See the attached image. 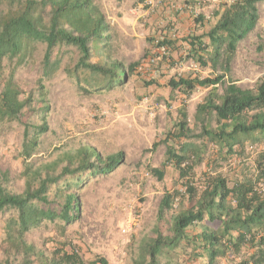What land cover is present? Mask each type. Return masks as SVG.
Masks as SVG:
<instances>
[{
    "label": "trees",
    "instance_id": "1",
    "mask_svg": "<svg viewBox=\"0 0 264 264\" xmlns=\"http://www.w3.org/2000/svg\"><path fill=\"white\" fill-rule=\"evenodd\" d=\"M214 1L219 7L214 12L216 23L210 29L204 31L206 20L199 15L191 18L192 30L188 29L182 37L177 36L175 25L169 22L161 39L153 40L154 48L163 53L156 57L169 67L176 64L173 54L182 50L184 58L194 61L200 68L211 69L213 75L221 68L223 73L209 78L199 74L181 75L167 82L171 98L180 94L188 99L198 88L207 89L208 94L197 106L199 134L190 129L187 107L182 103L179 118L165 139L153 145V150L161 144L167 148L161 169H151L153 176L162 181L166 169L173 167L182 189L164 194L158 209L155 236L142 244L132 264H179L182 252H191L195 259H202L206 264H216L219 258L237 256L242 249H249L251 253L237 264H264V189L258 188L264 182V152L255 163L257 174L252 178L245 177L233 185L221 176L205 179L201 186L195 180L193 158L201 160V149L210 144L219 146L222 153L230 156L238 154L248 141L264 144V77L254 90L243 89L233 81L225 82L239 44L259 23L258 5L264 0ZM2 6L5 9L0 10V64L5 59L15 62L16 66L27 64L38 46L44 45L41 69L43 76L49 79L60 66L58 59L53 60L55 50L62 46L75 47L79 54L75 70L101 77L102 87L108 90L126 83L128 76L135 72L142 73L147 65L155 64L152 57L126 69L120 62L108 59L109 55L105 58V54L97 63L92 62L95 54L100 55L105 50L103 45L109 40L110 30L94 0H0V9ZM155 84V79L145 81L146 86ZM0 88L1 126L17 120L32 103L33 94H26L13 74L0 80ZM40 97L47 111V96L42 92ZM48 131L45 119L39 126L25 127L24 192L10 193L0 180V214L15 213L3 224L4 259L1 264H83L75 248L63 250L58 258L48 257L26 241V234L43 221L60 220L69 225L81 218V206L75 193L64 195V202L57 198L54 201L56 209L39 207L52 203L49 197L52 186L65 177L84 173L108 176L125 162L123 152L103 156L92 146L83 145L74 154L66 153L65 161L59 159L34 170L28 160L36 152L39 138ZM193 138L202 143L197 146L191 142ZM2 179L7 181L9 172L2 174ZM175 206L179 207V212L172 219L169 234H165L162 223ZM195 229L198 230L195 232ZM91 264L108 263L95 256Z\"/></svg>",
    "mask_w": 264,
    "mask_h": 264
},
{
    "label": "rangeland",
    "instance_id": "2",
    "mask_svg": "<svg viewBox=\"0 0 264 264\" xmlns=\"http://www.w3.org/2000/svg\"><path fill=\"white\" fill-rule=\"evenodd\" d=\"M94 1L105 15L110 30L109 40L103 45L105 50L100 55L95 54L92 62L97 63L105 54V58L109 55L108 59L120 62L126 69L152 57L155 64L147 65L142 73L135 72L128 76L126 83L108 90L102 87L101 77L75 70L79 57L75 47L62 46L55 50L53 60L58 59L60 66L49 79L43 76L41 69L44 45H39L34 57L22 66L3 60L0 80L13 74L25 93L33 94V100L17 120L0 126V180L10 193L24 192L25 127L39 126L44 119L49 131L39 138L36 152L28 160L34 170L59 159L65 161L66 153L74 154L83 145L92 146L103 156L123 152L125 162L112 174L84 173L65 177L49 189L52 203L39 205L40 208L56 209L58 206L54 201L57 198L64 202V195L75 193L81 206L78 221L69 225L60 220L43 221L31 229L25 239L48 257L55 255L58 258L63 250L70 251L73 247L83 264H91L95 256L104 258L108 264H132L138 258L142 244L155 236L158 209L164 194L182 189L173 167L166 169L162 181L153 176L151 169H161L167 151L164 144L157 150H153V145L165 139L179 118L182 103L187 107L190 129L199 134L201 127L196 124L197 106L204 102L208 94L207 89L198 88L188 99L180 94L171 98L167 82L181 75L199 74L209 78L223 73L221 68L215 75L209 68H200L194 61L185 59L182 50L173 54L176 64L169 67L168 63L158 58L163 53L154 48L153 40L161 39L169 22L175 25L177 36L182 37L188 29L192 30L191 18L199 15L206 20L204 31L210 29L216 23L214 12L219 4L214 0ZM258 8L259 23L239 44L231 73L225 78V82L233 81L237 86L250 90H254L257 82L264 77V2L259 3ZM3 9L4 6L0 10ZM152 79L157 80V84L146 86L145 81ZM42 92L47 96V111L40 100ZM213 126H216L215 122ZM191 142L197 146L202 143L198 138H193ZM219 149V146L210 144L208 148L201 149V160L193 158L198 186L203 185L205 179L218 176L225 178L230 185L245 177L256 176L255 163L264 152L263 143L248 141L233 156ZM6 172H9V179L3 181L2 174ZM258 188L264 189V182ZM178 212L179 207L175 206L163 221L162 231L165 234H169L172 219ZM14 215L13 211L0 214V264L4 259L1 248L3 224ZM65 243L68 246L65 247ZM250 253L251 250L242 249L239 255L219 258L216 264H237ZM179 264L206 262L195 259L191 252H182Z\"/></svg>",
    "mask_w": 264,
    "mask_h": 264
}]
</instances>
